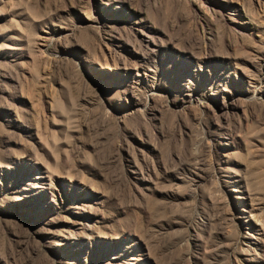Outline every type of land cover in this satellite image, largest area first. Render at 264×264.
I'll return each mask as SVG.
<instances>
[{"label": "rangeland", "instance_id": "obj_1", "mask_svg": "<svg viewBox=\"0 0 264 264\" xmlns=\"http://www.w3.org/2000/svg\"><path fill=\"white\" fill-rule=\"evenodd\" d=\"M0 264H264V0H0Z\"/></svg>", "mask_w": 264, "mask_h": 264}]
</instances>
